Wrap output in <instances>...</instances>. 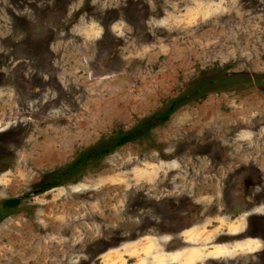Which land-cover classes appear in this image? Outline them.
<instances>
[{"label":"rangeland","instance_id":"1","mask_svg":"<svg viewBox=\"0 0 264 264\" xmlns=\"http://www.w3.org/2000/svg\"><path fill=\"white\" fill-rule=\"evenodd\" d=\"M0 264H264V0H0Z\"/></svg>","mask_w":264,"mask_h":264},{"label":"trees","instance_id":"2","mask_svg":"<svg viewBox=\"0 0 264 264\" xmlns=\"http://www.w3.org/2000/svg\"><path fill=\"white\" fill-rule=\"evenodd\" d=\"M194 95H195V93H194ZM196 95L198 96V93H196ZM183 102L184 101H181V100L173 101L171 103L169 109H167L165 113H163L162 115L160 114V116H155V117L160 119L161 123H165V122L169 121V119L171 117V113L173 111L178 110L180 107H182L184 104ZM153 120L154 119L145 120L141 125L132 129V131H130V132H121L120 136H119L120 138L117 141H115L109 145H106L101 151L97 152L95 155H92V154L86 155L80 161L84 160V163H86V161L88 159L103 157L104 155L109 154L112 150L117 149V147L126 145V144L134 142L136 140L145 139L150 134V132L153 130V128L159 126V125H155ZM152 121H153V123H152ZM79 164H80V162H77L74 165H72L69 172H71V174L74 173L79 168L78 167ZM63 177H64V174H61V176L59 178L61 179ZM56 186H58V182H56V181L50 182L49 184H44L41 186L40 192L41 193L46 192L47 190L54 188ZM20 201L21 200L19 198L6 201L3 203V208L6 210H15L20 205Z\"/></svg>","mask_w":264,"mask_h":264},{"label":"flooded vegetation","instance_id":"3","mask_svg":"<svg viewBox=\"0 0 264 264\" xmlns=\"http://www.w3.org/2000/svg\"><path fill=\"white\" fill-rule=\"evenodd\" d=\"M175 206H178V205L176 204V205H174V207H175Z\"/></svg>","mask_w":264,"mask_h":264},{"label":"bare ground","instance_id":"4","mask_svg":"<svg viewBox=\"0 0 264 264\" xmlns=\"http://www.w3.org/2000/svg\"><path fill=\"white\" fill-rule=\"evenodd\" d=\"M181 257V256H180Z\"/></svg>","mask_w":264,"mask_h":264}]
</instances>
